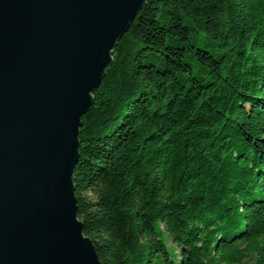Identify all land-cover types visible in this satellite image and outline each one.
I'll use <instances>...</instances> for the list:
<instances>
[{
  "label": "trees",
  "instance_id": "trees-1",
  "mask_svg": "<svg viewBox=\"0 0 264 264\" xmlns=\"http://www.w3.org/2000/svg\"><path fill=\"white\" fill-rule=\"evenodd\" d=\"M112 57L73 175L101 263L264 264V0H147Z\"/></svg>",
  "mask_w": 264,
  "mask_h": 264
},
{
  "label": "water",
  "instance_id": "water-1",
  "mask_svg": "<svg viewBox=\"0 0 264 264\" xmlns=\"http://www.w3.org/2000/svg\"><path fill=\"white\" fill-rule=\"evenodd\" d=\"M147 0H0V264H102L78 219L82 118Z\"/></svg>",
  "mask_w": 264,
  "mask_h": 264
},
{
  "label": "rangeland",
  "instance_id": "rangeland-1",
  "mask_svg": "<svg viewBox=\"0 0 264 264\" xmlns=\"http://www.w3.org/2000/svg\"><path fill=\"white\" fill-rule=\"evenodd\" d=\"M168 245H169L170 248L174 249L175 253L178 252L172 239H168Z\"/></svg>",
  "mask_w": 264,
  "mask_h": 264
}]
</instances>
